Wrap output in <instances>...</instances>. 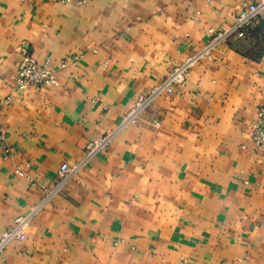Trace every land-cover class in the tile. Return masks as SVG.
<instances>
[{"label": "crops", "instance_id": "crops-1", "mask_svg": "<svg viewBox=\"0 0 264 264\" xmlns=\"http://www.w3.org/2000/svg\"><path fill=\"white\" fill-rule=\"evenodd\" d=\"M242 1L254 0H0V100L10 99L0 126L16 152L0 153V237L31 217L0 264H264V153L252 137L264 25L120 128ZM23 45L49 62L55 85L15 89ZM113 132L49 196L61 166L80 165L88 143Z\"/></svg>", "mask_w": 264, "mask_h": 264}, {"label": "built area", "instance_id": "built-area-1", "mask_svg": "<svg viewBox=\"0 0 264 264\" xmlns=\"http://www.w3.org/2000/svg\"><path fill=\"white\" fill-rule=\"evenodd\" d=\"M71 0H55L57 3L67 4ZM86 3L87 0H77ZM264 25V0L242 1L239 5V12L230 26L221 27L214 34L210 42L200 51L187 56L182 63L175 67L165 79L155 86L149 92L142 93L127 115L120 128L129 124H135L139 115L162 95H171L176 92L178 87L186 84L191 76L193 68L203 60L212 59L214 52L221 45L230 42L242 43L248 45L250 36L260 26ZM21 60L18 68V76L15 82V89L25 91L31 88H41L44 86L55 85L57 83L56 72H54L49 62H39L33 54L32 49L26 45L20 49ZM79 58L73 61L64 60L61 62V68L66 69L70 64H76ZM10 104V99L0 100V112ZM153 125L159 127L160 123L154 121ZM119 130V129H118ZM116 132L98 137L89 142L85 149L84 161L75 167L63 164L59 171L60 181L55 190L49 193L51 196L63 186L82 166L97 157L99 154L109 149ZM252 137L256 153H264V105L259 108L257 119L253 125ZM0 153L5 159H12L16 152L9 141L8 134L0 126ZM15 174L20 177H28L21 167L15 169ZM34 185L33 178H29ZM59 188V189H58ZM31 217H19L13 221V225L8 228L0 237V255L5 252L7 247L14 240H25V229L28 227Z\"/></svg>", "mask_w": 264, "mask_h": 264}, {"label": "rangeland", "instance_id": "rangeland-1", "mask_svg": "<svg viewBox=\"0 0 264 264\" xmlns=\"http://www.w3.org/2000/svg\"><path fill=\"white\" fill-rule=\"evenodd\" d=\"M148 92H149V91H148ZM129 113H130V112H129ZM129 113H128V114H129ZM152 125H153V123H152ZM153 126H154V125H153ZM154 127H155V126H154ZM156 128H158V127H156Z\"/></svg>", "mask_w": 264, "mask_h": 264}]
</instances>
